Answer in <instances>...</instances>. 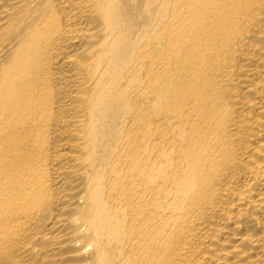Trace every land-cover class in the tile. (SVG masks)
Returning <instances> with one entry per match:
<instances>
[{
	"label": "bare ground",
	"instance_id": "6f19581e",
	"mask_svg": "<svg viewBox=\"0 0 264 264\" xmlns=\"http://www.w3.org/2000/svg\"><path fill=\"white\" fill-rule=\"evenodd\" d=\"M0 264H264V0H0Z\"/></svg>",
	"mask_w": 264,
	"mask_h": 264
}]
</instances>
